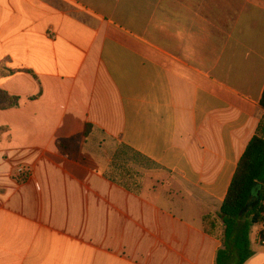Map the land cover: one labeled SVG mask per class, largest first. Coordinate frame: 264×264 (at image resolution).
I'll use <instances>...</instances> for the list:
<instances>
[{
    "label": "crops",
    "instance_id": "crops-1",
    "mask_svg": "<svg viewBox=\"0 0 264 264\" xmlns=\"http://www.w3.org/2000/svg\"><path fill=\"white\" fill-rule=\"evenodd\" d=\"M3 68L29 73L0 76L19 98L0 110V264H215L263 114L264 0H0Z\"/></svg>",
    "mask_w": 264,
    "mask_h": 264
},
{
    "label": "trees",
    "instance_id": "trees-1",
    "mask_svg": "<svg viewBox=\"0 0 264 264\" xmlns=\"http://www.w3.org/2000/svg\"><path fill=\"white\" fill-rule=\"evenodd\" d=\"M16 72L0 69V76L8 78ZM35 79H37L34 76ZM39 95L30 98L35 100ZM19 98L0 89V110L18 108ZM263 114L256 131L241 156L235 173L229 185L226 197L220 207L218 218L222 228V248L215 257V264H245L251 257V230L255 226L264 224V89L259 102ZM93 127L86 124L82 136L86 138ZM58 148L61 143L57 142ZM128 150V149H127ZM130 151V150H128ZM133 153L138 161L154 165L140 154ZM204 232L213 235L217 231V222L211 216H206Z\"/></svg>",
    "mask_w": 264,
    "mask_h": 264
},
{
    "label": "rangeland",
    "instance_id": "rangeland-1",
    "mask_svg": "<svg viewBox=\"0 0 264 264\" xmlns=\"http://www.w3.org/2000/svg\"><path fill=\"white\" fill-rule=\"evenodd\" d=\"M126 164H132L133 168L135 170L138 171V173H140V175H143V172H146L148 170H156V166L155 165H151L148 164L144 161H138L137 159L134 158L133 153L124 149V148H120L118 150V158H117V162H125ZM221 228V227H220ZM221 235H222V228H221ZM251 248L255 249L257 247H263V246H257V244H255V240H256V236H255V232L252 231L251 233Z\"/></svg>",
    "mask_w": 264,
    "mask_h": 264
},
{
    "label": "built area",
    "instance_id": "built-area-1",
    "mask_svg": "<svg viewBox=\"0 0 264 264\" xmlns=\"http://www.w3.org/2000/svg\"><path fill=\"white\" fill-rule=\"evenodd\" d=\"M257 238L259 245L264 247V224L259 226V230L257 231Z\"/></svg>",
    "mask_w": 264,
    "mask_h": 264
}]
</instances>
